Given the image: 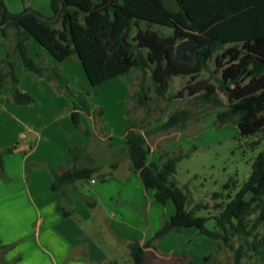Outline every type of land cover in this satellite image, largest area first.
<instances>
[{
    "label": "trees",
    "instance_id": "trees-1",
    "mask_svg": "<svg viewBox=\"0 0 264 264\" xmlns=\"http://www.w3.org/2000/svg\"><path fill=\"white\" fill-rule=\"evenodd\" d=\"M178 9L169 12L162 0H49L52 19L44 22L39 12L25 8L22 13L11 14L0 0V29L6 56L0 60V91L7 86L11 102L15 106L29 105L33 98L19 89L15 74V62L20 60L25 72L53 82L55 87L71 103V121L80 126V113L92 117L94 124H103L102 110H91L87 94H73L66 79L57 67L47 68L28 56L30 40L39 44L56 62L75 58L81 65L90 86L96 87L126 74L137 71L141 80L132 93L134 109L149 111L150 100L145 94L143 76L150 71L154 77L155 93L158 83L164 84L174 76H188L194 85L186 88L195 100L203 101L214 108L218 125L233 123L243 138L259 137L263 150L251 164L249 178L242 184L235 197L225 204H216L218 214L214 217H199L195 213L207 206L197 204L187 209L188 196L173 178L178 163L188 158L189 153L177 152L161 166L148 163L150 154L146 138L148 132L140 133L137 122L130 119L124 133L125 142L117 147L125 155L130 170L138 174L143 186L154 192L156 202L171 201L174 214L143 245L128 244L131 264H145V250L156 241L185 228H195L207 238L216 241V253H224L226 262L213 264H256L264 253V0H177ZM62 8H59V5ZM3 10V11H2ZM135 21L158 25L171 30L168 36H159L146 29L142 43L147 56L136 46L127 45L124 36ZM188 38L197 41L196 52L189 63L174 59L177 43ZM209 61L220 74L216 86L207 81H197L201 71L208 70ZM156 65H155V64ZM243 70V76L232 83ZM221 93L225 98H218ZM192 118L188 109H176L154 130H184ZM143 120V119H141ZM87 138L91 130H84ZM257 145L256 142L252 143ZM113 146V145H111ZM15 147L0 152V175L3 173V154ZM68 163L54 174L52 191H63L76 181L97 177L103 182L107 176L99 174L98 162L86 153V147L68 150ZM82 161L85 165H82ZM224 187H229L226 184ZM250 195L248 200L246 195ZM217 197L216 194H214ZM90 206H93L91 203ZM209 219L213 227H206ZM6 246L0 243V264H13L5 259ZM213 255L206 257L209 261Z\"/></svg>",
    "mask_w": 264,
    "mask_h": 264
},
{
    "label": "crops",
    "instance_id": "crops-1",
    "mask_svg": "<svg viewBox=\"0 0 264 264\" xmlns=\"http://www.w3.org/2000/svg\"><path fill=\"white\" fill-rule=\"evenodd\" d=\"M3 2L11 14L30 8L52 17L49 0H41L38 8H32L30 0ZM30 41L27 54L31 47L38 53L37 63L57 67L67 75L73 94H88L85 84L82 90L72 86L66 68ZM2 43L0 34V60L6 56ZM15 74L19 89L34 102L15 106L7 86L0 91V152L15 147L3 154L0 175V243L6 246L5 259L13 264H131L128 244L143 245L171 218L174 209L156 202L154 192L143 186L125 155L117 152L122 145L113 142L103 124L96 126L92 117L81 112L80 126L75 127L71 103L53 82L25 72L19 59ZM96 107L90 106L91 110ZM84 130H91L92 136L87 138ZM105 140L113 162L111 169L106 166L109 172L100 167L99 174L107 176L103 182L97 184L93 177L71 183L63 191L51 190L54 174L68 163L70 148L86 147V153L95 159L93 143ZM145 253V264H213L224 258V253L215 254L216 241L195 228L168 234ZM255 263L264 264V253Z\"/></svg>",
    "mask_w": 264,
    "mask_h": 264
},
{
    "label": "rangeland",
    "instance_id": "rangeland-1",
    "mask_svg": "<svg viewBox=\"0 0 264 264\" xmlns=\"http://www.w3.org/2000/svg\"><path fill=\"white\" fill-rule=\"evenodd\" d=\"M30 3H32V8H38L42 4L41 0L34 2L30 0ZM146 29L153 30L159 36L171 34L168 28L135 21L124 36V42L127 45L138 47L145 56H147V49L142 43V36ZM30 43L37 47L35 42L30 41ZM28 56L38 60V53L31 47L28 49ZM189 61H192V58ZM57 63L66 68L65 74L72 77L73 80L70 81L72 86L82 90V83L85 84L89 105L97 106L95 109L102 110L103 127L112 135L116 145H123L125 142L124 133L128 122L125 107L128 101L130 119L137 122L140 133H149L146 138L150 150L148 161L153 160L161 166L166 161V156H171L172 153L176 154L179 151L189 153L188 158L178 163L173 178L178 187L188 196L187 209L197 204L207 206V209L198 210L195 213L196 216L206 218L216 216L218 214L216 204H225L234 198L242 184L249 178L251 164L263 150L262 140L259 137H241L237 126L233 123L218 125L216 112L222 108H214L203 101L195 100V96H190L186 90L187 87L194 85L190 77L174 76L167 79L164 84L158 83L159 91L164 94V97H158L152 85L154 77L150 71L146 72L143 80L145 94L150 102L149 111L145 114L142 109H134L133 101L130 99L142 78L139 72L134 71L92 87L75 58ZM215 70L214 62L209 61L208 70L201 71L197 75V81H207L216 86V80L220 79V74H216ZM217 95L222 102H225L221 93L217 92ZM176 109H188L192 112V118L184 130H154ZM95 125L98 126V123ZM98 131L101 132L100 129ZM253 142L257 145H253ZM107 143V140L93 143L94 153H91L103 172H107L106 166L113 162V159L108 157L110 151L106 147ZM151 149L154 154L151 153ZM160 158L162 159L157 161ZM109 168L111 169L110 166ZM94 178L97 184L101 183L97 177ZM226 184H229V187H224ZM249 198V194L245 196L246 200ZM166 204L174 209L171 201H167ZM212 226L213 220L209 219L206 227L211 228ZM221 261L226 262L225 256Z\"/></svg>",
    "mask_w": 264,
    "mask_h": 264
},
{
    "label": "water",
    "instance_id": "water-1",
    "mask_svg": "<svg viewBox=\"0 0 264 264\" xmlns=\"http://www.w3.org/2000/svg\"><path fill=\"white\" fill-rule=\"evenodd\" d=\"M164 7L169 12H175L178 9V1L177 0H162ZM59 8H62V5H59ZM3 11V10H2ZM32 10H28L26 13H31ZM59 14H56L52 19L44 17V16H38V18L44 22H53L57 20ZM2 19V15H0V22ZM5 26V24H0V29H2ZM197 48V41L195 38H188L186 40H183L176 44L175 50H174V59L183 62V63H189L190 58H193ZM246 72V70H243L235 79H233L232 83H235L238 81L243 74Z\"/></svg>",
    "mask_w": 264,
    "mask_h": 264
},
{
    "label": "built area",
    "instance_id": "built-area-1",
    "mask_svg": "<svg viewBox=\"0 0 264 264\" xmlns=\"http://www.w3.org/2000/svg\"><path fill=\"white\" fill-rule=\"evenodd\" d=\"M92 183L94 182V181H91Z\"/></svg>",
    "mask_w": 264,
    "mask_h": 264
}]
</instances>
